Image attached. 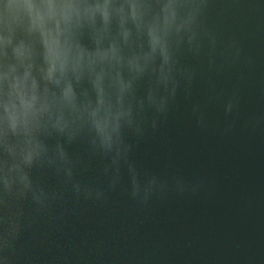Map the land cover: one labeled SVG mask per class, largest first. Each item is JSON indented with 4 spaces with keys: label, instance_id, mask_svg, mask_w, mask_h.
<instances>
[{
    "label": "clouds",
    "instance_id": "clouds-1",
    "mask_svg": "<svg viewBox=\"0 0 264 264\" xmlns=\"http://www.w3.org/2000/svg\"><path fill=\"white\" fill-rule=\"evenodd\" d=\"M212 3L0 0V264H86L62 254L38 261L22 244L41 221L65 222L69 202L107 204L121 192L147 206L203 187L141 168L135 151L181 93L191 98L203 65L219 73L253 63L236 37L221 42L208 24ZM207 85L191 116L207 129L206 105L219 103L229 133L239 88L218 92L211 77ZM262 122L250 118L253 127Z\"/></svg>",
    "mask_w": 264,
    "mask_h": 264
},
{
    "label": "water",
    "instance_id": "water-1",
    "mask_svg": "<svg viewBox=\"0 0 264 264\" xmlns=\"http://www.w3.org/2000/svg\"><path fill=\"white\" fill-rule=\"evenodd\" d=\"M208 24L221 42L236 37L253 63L219 73L203 65L191 98L181 93L135 151L141 168L198 178L203 187L183 195L170 191L147 206L121 192L107 204L69 202L65 222L41 221L22 237L38 261L62 254L82 256L86 264H264V122L250 123L264 116V0H213ZM187 62L196 63L191 57ZM209 77L218 92L239 88V116L229 133L223 129L231 118L219 103L206 105L207 129L191 116V105L206 99ZM84 239L87 249L73 247Z\"/></svg>",
    "mask_w": 264,
    "mask_h": 264
}]
</instances>
